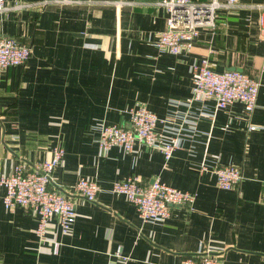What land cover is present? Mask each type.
<instances>
[{"label": "crops", "instance_id": "crops-1", "mask_svg": "<svg viewBox=\"0 0 264 264\" xmlns=\"http://www.w3.org/2000/svg\"><path fill=\"white\" fill-rule=\"evenodd\" d=\"M156 1L4 0L0 35L27 44L30 55L0 71V174L61 147L50 187L72 200L75 218L66 233L50 220L39 240L35 213L5 209L0 187V264H113L118 244L131 264H177L206 248L220 251L222 264H264V0L218 9L213 29L199 28L191 49L177 54L154 46L167 17ZM202 58L215 71L258 81L250 114L239 102L214 112L212 100L175 107L187 102L189 65ZM138 104L180 126L168 161L138 141L127 153L98 151L100 124L125 125L126 110ZM202 160L238 167L239 184L217 188L214 175L199 170ZM133 175L189 192L192 203L143 223L124 195L110 191L113 181ZM80 177L98 184L93 202L70 191Z\"/></svg>", "mask_w": 264, "mask_h": 264}, {"label": "built area", "instance_id": "built-area-1", "mask_svg": "<svg viewBox=\"0 0 264 264\" xmlns=\"http://www.w3.org/2000/svg\"><path fill=\"white\" fill-rule=\"evenodd\" d=\"M155 5L166 12V28L157 33L154 46L158 51L177 54L191 49L199 28L214 27L215 14L220 8H233L235 0H157ZM6 9L4 0H0V12ZM262 22V19L261 21ZM264 36V28L262 30ZM30 55V47L13 37L0 35V71L10 66H23ZM191 83L190 96L184 104H174L176 108L187 110L194 101L212 100L213 112L225 108L232 102L242 104L245 114H250L255 106L259 87L257 80L238 70L215 71L207 58L189 65ZM213 112H206L208 118ZM126 124H100L95 142L98 151L103 153L111 146H117L124 152H130L133 143L138 141L146 147L159 151L168 161L178 148L180 126L173 119L157 117L144 105L138 104L126 110ZM255 126H249L253 130ZM63 149L51 148L48 158L26 165L17 162L9 175L0 174V187L4 193L2 206L7 210L19 206L35 213L37 221L34 229L39 240H45L47 224L54 220L62 233L69 231L74 222L75 210L72 200L59 190L50 187L53 168L61 161ZM202 172H210L215 177L217 188L230 190L235 188L242 174L232 164L208 167L202 160L199 166ZM99 190L98 184L89 178L80 177L70 191L86 201L93 202ZM110 191L125 196L131 203L140 221L153 223L167 219L171 206L190 205L193 194L179 190L158 179L143 184L133 175L115 180ZM58 242L52 241V252L58 250ZM113 264H131L130 258L122 253L118 244L110 253ZM177 264H222L221 252L206 248L180 260Z\"/></svg>", "mask_w": 264, "mask_h": 264}, {"label": "water", "instance_id": "water-1", "mask_svg": "<svg viewBox=\"0 0 264 264\" xmlns=\"http://www.w3.org/2000/svg\"><path fill=\"white\" fill-rule=\"evenodd\" d=\"M230 69H237V68H230Z\"/></svg>", "mask_w": 264, "mask_h": 264}]
</instances>
